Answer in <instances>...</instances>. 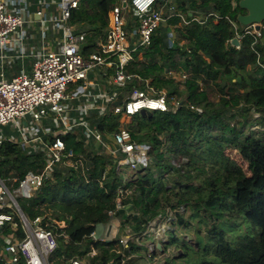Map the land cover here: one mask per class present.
Listing matches in <instances>:
<instances>
[{
  "label": "trees",
  "instance_id": "trees-1",
  "mask_svg": "<svg viewBox=\"0 0 264 264\" xmlns=\"http://www.w3.org/2000/svg\"><path fill=\"white\" fill-rule=\"evenodd\" d=\"M172 1L188 20L209 13L219 18L187 25L178 17L168 18L164 27L155 30L150 45L125 67L133 78L115 89L116 102L123 103L146 82L157 92L165 90L169 108L129 117L126 128L131 137H149L147 167L123 178L116 160L86 143L83 131H71L61 139L82 165L77 163L78 170L62 163L53 166L32 199H17L24 217L29 222L41 218L42 226L56 238L57 248L48 264H70L75 258L83 264H121L127 257L124 264H136L142 259L143 245L154 240L153 235L142 236L147 225L160 221L167 210L173 218L167 220L165 239L158 241L161 251L155 249L154 255L177 244L175 232L180 229L185 234L181 246L196 247V264H264V33L263 44L255 50L249 47L250 37L236 49L228 43L233 31L225 17L236 21L245 13L239 0ZM116 3L80 0L71 11L68 25L87 34L84 55L96 49L108 11ZM170 27L175 30L173 41ZM167 73L184 74L186 79L180 84ZM213 89L217 101L208 97ZM171 101L178 104L174 110ZM95 115L89 127L102 140L122 126V114H104L99 120ZM14 145L7 142L0 147V178L7 180L9 190L27 172L40 173L46 165L44 153L24 155ZM233 154L239 155L246 169ZM119 191L124 194L121 198ZM117 204L125 211L115 218V235L110 240L94 239L96 226L114 219ZM6 212L7 208L0 210ZM13 224L14 228L1 229L0 247L3 239L25 237L16 215ZM126 234L139 242L128 241L124 248L119 240ZM92 250L95 255L89 257Z\"/></svg>",
  "mask_w": 264,
  "mask_h": 264
},
{
  "label": "built area",
  "instance_id": "built-area-1",
  "mask_svg": "<svg viewBox=\"0 0 264 264\" xmlns=\"http://www.w3.org/2000/svg\"><path fill=\"white\" fill-rule=\"evenodd\" d=\"M79 1L57 0L56 13L45 15L42 10L33 14L27 0H0V59L6 57L4 51L15 40L13 39L15 34H17L16 40L22 41L23 26L29 23L33 15L40 19L43 27L51 25L53 30H59L61 33V40L55 49L34 53L29 73L21 71L10 79H7L3 72L0 73V127L12 124L13 129L21 133L23 138L27 133L32 132L34 135L37 129L33 131L27 124L21 125V121L28 117L32 121L40 122L50 114L58 118L63 126L58 131L54 130L40 149L46 158V165L40 173L27 172L12 190L6 186L7 180L0 178V210L8 209V212L0 213V231L5 225L14 228L13 218L16 215L25 234L21 241L3 239L0 247V262L4 260L5 264H48L49 255L57 248L55 236L42 226L41 218L29 222L21 217L16 198L32 199L48 172L59 163L71 168H76L79 163L82 165L81 159L75 160L72 149L66 150L61 139L63 134L72 131L73 128L83 129L87 138L99 143L105 152L107 151L108 155L116 160L117 170L127 166L129 170L136 171L146 168L149 164V137L133 139L129 130L125 126H120L117 132L110 135L112 146L109 147L104 144L99 132L87 126L83 120L69 118L70 112L82 115L90 109L83 103L73 108L72 102L86 96L85 93L90 87L99 88V83L103 82L109 91L107 102L110 105L114 103L111 113L115 116L122 114L129 118L141 110L168 111L164 89L157 92L145 82L144 89L132 90L123 103L116 102L113 89L125 86L129 77L125 73V67L142 49L150 45L153 33L165 24L168 18L178 17L185 25L190 21L203 24L210 17L217 22L219 18L216 14L209 13L188 20L185 14L177 10L172 0H159L164 3L150 10L148 8L157 0H119V4L116 3L108 11L107 23L96 41V49L84 55L87 34L68 25L71 11L78 8ZM129 3L135 7L136 23H130L125 19ZM166 10H168L167 14H164ZM225 18L233 31V38L228 40L231 46L240 49L242 41L248 37L251 38L249 43L251 50H255L258 44H263L264 21L259 23V29L255 30L254 25L240 27L237 21ZM44 31L45 29L42 30ZM233 39L237 40L236 45L232 44ZM90 73L97 74L98 78L91 76ZM179 75L186 79V75ZM72 83L82 84L77 85L76 89L68 94V86ZM177 105V103L175 107L172 105V109L174 110ZM104 113V108H101V114ZM46 131L49 129L46 128ZM11 179L13 182L16 181L15 178ZM118 195L121 198L124 194L119 191ZM119 208L124 209L117 204V210ZM170 218H173V212L167 210L160 221L155 219L147 225L142 236L155 237L153 233L155 229L164 232L167 220ZM60 225L63 226L64 223L61 222ZM131 240L139 242V238L133 239L126 234L120 238L119 244L126 248L128 241ZM146 249V252L153 254L156 246L147 245ZM94 255V250L88 254L89 257ZM148 256L142 253L141 261L145 260L144 264H156L155 260L148 261ZM165 257L166 253L158 255L157 259ZM125 260H122L121 264H124ZM141 261L136 264H141ZM70 264H83V262L75 258Z\"/></svg>",
  "mask_w": 264,
  "mask_h": 264
},
{
  "label": "rangeland",
  "instance_id": "rangeland-1",
  "mask_svg": "<svg viewBox=\"0 0 264 264\" xmlns=\"http://www.w3.org/2000/svg\"><path fill=\"white\" fill-rule=\"evenodd\" d=\"M47 3H48V8L50 9L51 13H56V9H57V0H45ZM119 0H116L117 4ZM54 2V3H53ZM162 2H159V0L155 1L149 8L148 10L152 9V7H158L161 5ZM175 4V3H174ZM176 5V4H175ZM167 11L164 12V14H167ZM168 14H170V12H168ZM125 19L130 22V23H136V13H135V7L132 5V4H128V9L127 11L125 12ZM166 25L163 24L162 27H164ZM31 25L30 24H27L25 23L24 26H23V30L26 31V34H25V42H29V44H33L35 41L38 40V31L36 32V29H34L33 27H30ZM60 31L58 30V33L56 34V38L55 39H48V43H50L52 46H57L58 45V42L61 38V35L59 33ZM169 32H170V37H169V40L170 41H173L175 40L176 38V35H175V30H174V27H170L169 29ZM263 33H264V30H263ZM37 37V38H34V37ZM244 41V40H243ZM242 41V43H243ZM263 42V40H262ZM182 44V43H181ZM17 46V45H16ZM7 52H10V51H7ZM26 63H28L26 61ZM91 76H94L95 78H98L97 74H94V73H90ZM167 76H171L173 77L177 82H179L180 84H182L184 81H185V78H182L179 74H175V73H167ZM79 84H82V83H72L70 84L68 87V91L67 93L68 94H71L75 89H76V86L79 85ZM89 89H92V90H95V92L93 91V93L91 92V90H87L86 91V96H82L80 97L79 99L75 100L72 102V107L73 108H76L78 107L77 105L83 103L85 104V106L89 107L90 109L85 113V114H76L74 112H70L69 113V118L71 119H81L85 122V124H87V126H90L91 124V115L93 114H96L97 115V118L99 120V118H102L103 114H101V108H104V114H108V113H111V109H112V106L114 105V103L112 105H110V103L107 102V99H109V97L107 96V93L109 92L105 83L103 82H100L99 83V88H89ZM114 90V94H116V91L115 89ZM100 94V95H98ZM208 97L214 101H217L218 100V93L213 89L212 91L209 92L208 94ZM114 98V97H113ZM112 101V100H111ZM113 102V101H112ZM176 102L174 101H171V104H173V106L175 105ZM175 107V106H174ZM93 108H96V109H93ZM95 115V116H96ZM99 116V117H98ZM101 116V117H100ZM26 122H27V125L33 129V131H35L37 129V131H35V136L37 137H45V132H46V127H49V128H54L56 131L62 129V123L60 122V120L58 118H55L54 115H48L47 118L45 119H42L40 122H35V121H32L30 120V118L26 117L25 118ZM121 121V124L122 126L124 125L125 127H129V121L130 119L128 117H121L120 119ZM72 132H82L83 130L80 129L79 127L78 128H73L71 129ZM81 130V131H80ZM71 132V131H70ZM84 132V131H83ZM50 133H52L50 131ZM84 134V133H83ZM27 135H29L30 137L27 138ZM33 133H29V134H26V137H25V143L22 145V142L21 141V138H22V134L19 133L17 130H14L13 129V126L12 124H9V125H6V126H1L0 127V140L3 142L1 146H3V148L6 146L7 142L15 139L13 141L14 144V147H12L13 149H17L19 148L21 150V152L24 154V155H28V154H37L38 151L37 149H34L35 146H37L38 144L35 145V142L33 140H31L33 137H34ZM64 135V134H63ZM51 136V135H50ZM85 136V134H84ZM86 138V143H88L89 145H94V147L96 149H101L102 152H105V149L97 142L93 141L92 138ZM104 141V144L111 147L112 146V140L109 137H106ZM89 145H86L87 147ZM107 153V151H106ZM108 154V153H107ZM232 157L244 168L246 169V164L242 161V159L239 157L238 154H233ZM112 158V157H111ZM75 168V167H74ZM75 170H78V168L76 167ZM50 174V171L48 172V175ZM133 174V172L131 170L128 169V167L126 166L125 168H122L121 170V176L123 178H126L128 179L129 177H131ZM17 199H22V198H16ZM120 210V208H119ZM186 216H188V214L186 213ZM203 228L204 226H200L199 229L200 231H202V233H200L201 237L204 238V233H203ZM128 228L125 227V231H127ZM113 231V232H112ZM116 232V228L114 227V229L111 230V236L110 238L115 234ZM153 233L155 234V237H154V240L147 243L146 245L144 244V252L146 256H148V261H154L156 262V264H196L197 263V260L198 258H196L197 254L195 253V249L196 247L194 246V249L193 247L191 246V244L189 245L186 244V248L182 247L181 245L184 243L183 240V236H185V234H183L182 230L180 229H177L175 234L177 236V244H175L174 246H169L168 248V252H166V257L164 259L160 258V259H157V255H154L152 253H148L146 252L147 249H146V246L147 245H151L154 244L153 242H157L156 245L158 244V241L160 239H165L163 237V232L161 231H158V230H154ZM192 234H194V231L192 232ZM192 236V238L190 239L192 242V244L195 243L194 241V236L193 235H190V237ZM189 237V236H188ZM184 252H187L188 256L186 258H183L181 257L179 254H183ZM165 261L167 263H165ZM145 263V260H142L141 261V264H144Z\"/></svg>",
  "mask_w": 264,
  "mask_h": 264
},
{
  "label": "crops",
  "instance_id": "crops-1",
  "mask_svg": "<svg viewBox=\"0 0 264 264\" xmlns=\"http://www.w3.org/2000/svg\"><path fill=\"white\" fill-rule=\"evenodd\" d=\"M27 2L29 6H31V10L33 14H35V12L40 11V10L44 11L45 15L52 14L50 9L48 8V3L45 0H27ZM27 24H30L31 25L30 27H33L34 29H36V32L38 31V35H39L38 40L35 41L33 44H29V42H25L26 31L23 29H22L23 31L22 33H24V37L22 41H20L21 43L16 40L17 34L13 36V39L15 40H13L10 46L7 48V50L4 51L6 57L0 59V73L3 72L7 79H10L11 77L15 76L21 71H25L29 73L31 70V64L33 62L34 53H36L37 51H41V50L48 51V50L55 49L59 45V42L61 40L60 38L57 46H52L50 43H48L49 41L48 39L56 38V34L58 33V30L56 29L53 30L51 25H47L43 27L42 24L40 23V19L38 17L36 18L35 15H33L31 20H29V23ZM43 29H45L44 32H42ZM34 38H37V37L35 36ZM7 51H10V52H7ZM26 61L28 63H26ZM89 90H91L92 93L93 91L95 92V90H92V89H89ZM24 124H27L26 120L21 121V125H24ZM46 128L49 129V131H46L45 137L40 138L34 135V137L31 139L35 142V145L38 144L37 146L34 147V149H37L38 152H40V149L43 148V143L51 137L50 134L52 133H50V131L53 132L55 130L54 128H49V127H46ZM25 137L26 135L23 138H21V141H23L22 145L25 143L24 142L26 140ZM29 137L30 136L27 135V138ZM14 140L15 139L9 142L14 144L13 143Z\"/></svg>",
  "mask_w": 264,
  "mask_h": 264
},
{
  "label": "water",
  "instance_id": "water-1",
  "mask_svg": "<svg viewBox=\"0 0 264 264\" xmlns=\"http://www.w3.org/2000/svg\"><path fill=\"white\" fill-rule=\"evenodd\" d=\"M239 9L243 10L244 14H239L236 17V21L240 27L254 25L255 30L259 29V23L264 21V0H239L238 2ZM37 18V16H35ZM232 44L236 45L237 40L233 39ZM141 115H148L151 116V112L147 110H141L139 112ZM19 213L22 218L25 219L23 213L21 212L20 208L18 207ZM125 209H120L118 212L115 213L114 219L108 223L106 226L97 225L94 233L93 238L96 240H110L111 230L113 225L116 224L115 218L118 217L119 214H122ZM156 249L161 251L160 244L156 245Z\"/></svg>",
  "mask_w": 264,
  "mask_h": 264
},
{
  "label": "bare ground",
  "instance_id": "bare-ground-1",
  "mask_svg": "<svg viewBox=\"0 0 264 264\" xmlns=\"http://www.w3.org/2000/svg\"><path fill=\"white\" fill-rule=\"evenodd\" d=\"M131 78H133V76H132V75H129V77H128V79H127V80H130Z\"/></svg>",
  "mask_w": 264,
  "mask_h": 264
}]
</instances>
